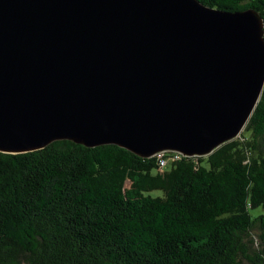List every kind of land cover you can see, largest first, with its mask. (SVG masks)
Masks as SVG:
<instances>
[{"label":"water","instance_id":"95a60500","mask_svg":"<svg viewBox=\"0 0 264 264\" xmlns=\"http://www.w3.org/2000/svg\"><path fill=\"white\" fill-rule=\"evenodd\" d=\"M264 89L254 10L198 0H0V153L55 141L204 157Z\"/></svg>","mask_w":264,"mask_h":264},{"label":"trees","instance_id":"16d2710c","mask_svg":"<svg viewBox=\"0 0 264 264\" xmlns=\"http://www.w3.org/2000/svg\"><path fill=\"white\" fill-rule=\"evenodd\" d=\"M198 1L264 24V0ZM163 158L65 140L0 153V264H264V89L237 138Z\"/></svg>","mask_w":264,"mask_h":264},{"label":"rangeland","instance_id":"374dc122","mask_svg":"<svg viewBox=\"0 0 264 264\" xmlns=\"http://www.w3.org/2000/svg\"><path fill=\"white\" fill-rule=\"evenodd\" d=\"M126 186H128V184ZM149 195H151L152 197H157V196H161L162 192L159 191V190H156V191L150 192ZM253 213H255V211H253ZM258 233H259L258 230H254L252 232L253 238H254V245H253L254 247H257V244L259 243L258 238L256 236H254V235L258 234Z\"/></svg>","mask_w":264,"mask_h":264},{"label":"built area","instance_id":"2783aa9c","mask_svg":"<svg viewBox=\"0 0 264 264\" xmlns=\"http://www.w3.org/2000/svg\"><path fill=\"white\" fill-rule=\"evenodd\" d=\"M165 153H172V152H161V153H158V154L155 155V156H157L160 159V165L161 166H164V164H165V161H164V158H163V155ZM174 154H177V153H174ZM178 155H180V154H178Z\"/></svg>","mask_w":264,"mask_h":264}]
</instances>
